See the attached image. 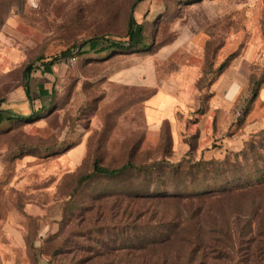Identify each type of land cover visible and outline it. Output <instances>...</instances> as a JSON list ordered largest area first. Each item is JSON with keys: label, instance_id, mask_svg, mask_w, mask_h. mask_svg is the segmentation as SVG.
Here are the masks:
<instances>
[{"label": "rangeland", "instance_id": "374dc122", "mask_svg": "<svg viewBox=\"0 0 264 264\" xmlns=\"http://www.w3.org/2000/svg\"><path fill=\"white\" fill-rule=\"evenodd\" d=\"M130 17L148 47L98 52L106 44L97 38L128 46ZM67 50L73 55L43 66ZM225 62L229 76L248 80L226 138L178 153L170 123L148 117L152 101L162 117H202ZM30 65L33 101L23 85ZM0 110L32 118L0 124V264H167L159 258L188 256L193 246L182 234L135 249L128 216L150 204L128 209L125 194L226 182L213 167L229 169L264 131V0H0ZM95 161L138 169L79 183ZM254 176L249 163L240 180ZM258 207L261 216L264 188L210 207L197 229L211 249L203 264H264V245L248 241Z\"/></svg>", "mask_w": 264, "mask_h": 264}, {"label": "trees", "instance_id": "16d2710c", "mask_svg": "<svg viewBox=\"0 0 264 264\" xmlns=\"http://www.w3.org/2000/svg\"><path fill=\"white\" fill-rule=\"evenodd\" d=\"M146 0H135V4L144 2ZM143 26L137 24L133 17L129 20V42L128 46H125L122 42H114L107 38H97L104 41L106 46L98 52H104L109 49H126V48H138L142 47L146 49L147 44L143 42ZM88 42H85L82 48L87 46ZM73 55V51L67 50L62 52L59 57L53 58L51 62H46L43 66H48L54 62L68 58ZM228 63H224L216 76L214 82L225 72ZM35 71L32 65L28 66L24 70L23 74V85L25 94L28 99L33 101L30 89V81L33 72ZM253 100L256 99L259 92V87H256V83L252 86ZM210 99L212 93L209 94ZM45 109H43L44 111ZM8 118L0 121L3 124L5 121L12 122L15 120L29 121V117H24L13 112H7ZM259 139V140H258ZM171 140V133H170ZM172 144V140H171ZM195 149V145L191 144ZM235 162L226 170H220L213 167V171L217 176L229 175L226 182H214L213 187H208L204 190H189L187 189L186 183L177 186L163 187L161 190L152 193L150 189L145 192H138L136 190H130L126 195L127 201L129 202L128 209L133 204L138 203H149L150 208L129 214L130 222L126 224L125 229L129 230L131 235L136 232L140 242V245L135 248L137 250L145 251L148 247L163 244L169 240L172 236L179 237L181 234L182 242L193 246L188 256H182L176 253L171 259L170 256H162L159 258V262L162 261L167 264H203L207 259V252L211 249L205 247L202 248L206 242L200 241L201 233L197 231L202 225V219L209 212L210 207L223 198L228 196L246 195L249 192L257 191L264 188V131L256 135V137L250 142L246 143V146L240 152L234 154ZM241 158V160H240ZM241 161V162H239ZM251 163L255 176L247 181L243 182L241 177L246 173V167ZM138 168L131 162H127L119 168H108L100 164L99 161H95L92 166V171L81 177L79 183L89 180L95 176L114 178L129 172H133ZM219 172V173H218ZM185 176L190 180H194L197 173L190 171ZM193 185V183H192ZM203 186L202 184L200 187ZM199 187V188H200ZM159 208V210H157ZM262 208V207H261ZM261 208H257L250 213L251 216H258L260 218L256 225V232L254 236H251L248 241L251 243L259 242L260 245H264V212L260 216ZM181 232V233H180ZM252 235V232H250ZM128 238H131L129 236ZM132 240H128L131 244ZM213 241H208L207 245L212 246ZM129 248L128 250H135ZM215 259H219L216 257Z\"/></svg>", "mask_w": 264, "mask_h": 264}, {"label": "crops", "instance_id": "0c3cea01", "mask_svg": "<svg viewBox=\"0 0 264 264\" xmlns=\"http://www.w3.org/2000/svg\"><path fill=\"white\" fill-rule=\"evenodd\" d=\"M229 71L223 73L216 82L212 85V98L209 102L207 112L202 117H196L192 120L189 115V120L180 122L175 115L173 120L171 117H162L161 109L159 108L158 100H153L152 103L156 108L148 112L150 119L158 118L155 124L169 122L171 126V140L174 150L180 154H186L191 150V144L197 147L212 148L217 140H223L227 136V132L231 127L229 116L233 114V108L238 105L248 91V80L245 82L236 80ZM9 110H0V121L8 118ZM11 112V111H9ZM191 124V127L188 126ZM186 140L191 141L188 143ZM2 172L0 163V174Z\"/></svg>", "mask_w": 264, "mask_h": 264}, {"label": "built area", "instance_id": "2783aa9c", "mask_svg": "<svg viewBox=\"0 0 264 264\" xmlns=\"http://www.w3.org/2000/svg\"><path fill=\"white\" fill-rule=\"evenodd\" d=\"M243 115V111L242 110H238L237 111V117H241Z\"/></svg>", "mask_w": 264, "mask_h": 264}]
</instances>
